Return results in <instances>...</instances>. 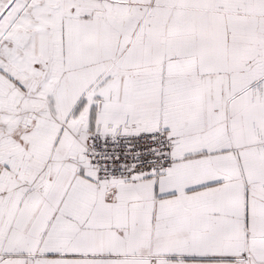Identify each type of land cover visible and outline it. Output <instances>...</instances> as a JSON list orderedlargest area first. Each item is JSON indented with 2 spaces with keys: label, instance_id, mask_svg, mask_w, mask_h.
I'll return each instance as SVG.
<instances>
[{
  "label": "snow or ice",
  "instance_id": "snow-or-ice-1",
  "mask_svg": "<svg viewBox=\"0 0 264 264\" xmlns=\"http://www.w3.org/2000/svg\"><path fill=\"white\" fill-rule=\"evenodd\" d=\"M0 264H264V0H0Z\"/></svg>",
  "mask_w": 264,
  "mask_h": 264
}]
</instances>
